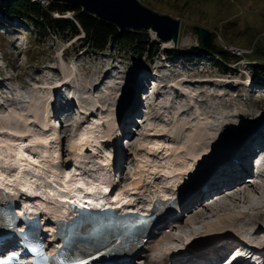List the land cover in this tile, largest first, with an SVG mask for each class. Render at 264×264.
<instances>
[{
  "label": "rangeland",
  "instance_id": "374dc122",
  "mask_svg": "<svg viewBox=\"0 0 264 264\" xmlns=\"http://www.w3.org/2000/svg\"><path fill=\"white\" fill-rule=\"evenodd\" d=\"M39 1L37 0L38 3ZM41 1L43 3L46 0ZM138 1L143 3L142 0ZM169 1L145 0V5L144 3L142 5L161 16L181 22L177 46L164 44L152 31H133L141 33L145 39H148L146 46L152 41L160 45L159 52L152 61L146 56L137 55L134 52L135 46L120 52L118 48L111 45H107L106 51L98 52L89 47V50L84 52L85 49L82 48L84 44L80 40L83 39V33L79 37L69 38L67 33L54 35L50 31L44 37L45 34L41 31L40 37L39 28L37 29L33 24L21 21L8 22L0 18V35H2L0 36V57L3 58V60L0 59V153L9 150L8 153H4L6 161L16 163L18 154L23 156L25 153L26 156L24 154L23 158L41 169L48 165L47 161L55 158L53 161L55 164L50 163L49 166L53 167L49 171L53 172L51 169L59 166L58 175L63 170L65 175L63 172L61 176H66L72 172V162L75 161L72 157L75 155L82 156L76 160L83 162L86 159V161L94 160L92 152L94 153L93 149L97 147L105 152L106 149L115 147L116 149H110L113 152L109 154L112 156L117 153L120 149L119 144H115L112 139L114 135L116 137L118 133L126 129L130 135L134 132L135 139L131 141L129 151L120 150L125 151L126 157L123 155L121 157L127 164L126 167L124 164L123 169L125 182L120 188L127 189L133 184L132 182L135 183V180L140 178L143 184L135 187L134 191L130 187L127 190L144 198L147 194H143L141 187L155 169L143 167L141 169L148 175L143 172L144 174L139 177L137 169L140 165H138L137 155L150 154L151 157L154 155L152 159L155 162L152 164L157 166L158 163L157 171L160 170L164 174L171 172L172 177H175L177 173L183 176L188 174L189 170H186L183 164L192 165L189 168L191 169L201 164L210 165L222 156L227 157L224 162L226 165L235 158H239L240 164L248 165L251 154H248V148L245 147L249 140L238 153H232V150L241 147L247 136L249 137L257 128L264 127V81L257 79L254 70L264 67V0H200L194 4L199 13L193 15H188L179 8L166 6L170 3ZM173 2L177 3L171 0V3ZM0 3L5 6L4 2L0 1ZM45 5H43L44 8L49 7V4ZM53 15L54 18H59L57 13ZM72 16V13H67L65 17L72 18ZM207 23L211 26L208 27ZM213 26H217V30L212 28ZM196 28L206 30L211 35V45L205 48L199 46ZM238 31H240L239 36ZM224 33H228L229 36ZM167 51L176 52L170 58L166 54ZM218 51L229 54V59L231 57L235 63L230 64L218 58ZM235 52L240 56L235 55ZM143 75L147 76V90H150L151 84L152 89L155 85H158V88L156 92L150 93L149 97L152 119L145 125L138 121V126H135L137 117L126 118V116L130 114L133 117L137 109L136 99L140 100L139 104L141 102L137 92L145 88L141 89L138 84V80L145 79ZM152 79L157 81L150 83ZM64 90L69 93L63 94ZM77 91L84 95L78 94ZM60 94L64 98L59 97ZM59 99L67 101L69 118L72 117V107L77 110L74 112L73 118H76L74 122L65 123L66 128L63 126L60 128L64 130L62 136L60 131L57 132L53 128L51 121ZM128 108L131 110L127 111ZM144 108L145 106L142 107ZM128 120L130 121L125 126ZM54 133L58 139L53 136ZM261 137L264 139V132H261ZM85 140L92 141V144L89 143L81 149ZM194 142L196 147L193 152H190ZM14 145L17 146L14 147ZM221 146H223L222 149H220ZM43 148L49 149V152ZM87 148L89 151H86ZM13 150L18 154L13 153ZM198 150H202V153ZM22 151L24 153H21ZM40 152L44 153L40 154ZM10 157L11 160H9ZM183 157L186 159L182 160ZM12 158H15L14 162ZM3 160L1 159V162L4 163ZM82 162H78L80 165L77 164V168L85 166ZM181 169L183 171H180ZM213 172L217 174L222 170L214 168ZM235 172L238 171L224 175L230 179ZM182 177L178 178L179 182ZM93 178L90 176L91 180ZM104 181L107 183L108 177ZM249 181H247L248 186L253 180L248 183ZM258 182L261 183L260 180ZM137 189L143 193H140V190L138 192ZM231 199L228 201L225 198L221 202L226 201L227 206L231 205V209L225 208V211H231L232 214L221 212L214 216L210 210L212 206L220 210L217 201L209 203L212 205L203 203L207 206L206 208H203L200 203L199 208L194 206L184 209L180 219L184 223L188 221L193 227L186 230L176 229L175 233L157 239L158 251L155 255L160 258L157 260H163L166 254L165 251L160 252V247L168 245L175 236L179 237L184 233V237L190 235L191 230L204 229L199 235L190 238H194L191 240L192 248L190 249H207L192 262L202 261L209 256V249L214 252V241L225 243L220 251L214 253L215 261H206L212 264L219 261L220 258L217 256L224 254L223 249H227L233 243L245 246L246 243L242 240L244 234L241 235L239 231L241 228H244L245 232L248 231L246 228H250L253 231L252 237L259 235L254 233L264 234V208L260 211V216L251 218L253 222L257 220L254 223L259 224V227L253 222L240 223L238 214L240 211H248V206L242 203L235 204ZM35 203H38L37 200ZM194 209L196 210L193 211ZM191 211L193 212L189 216ZM195 214L199 216L205 214V218L193 222ZM236 216H238L237 222L232 219ZM205 219L206 221L202 222ZM221 231L229 232L228 239L218 237L217 234ZM225 240L228 242L226 243ZM202 242L207 244V248L196 247Z\"/></svg>",
  "mask_w": 264,
  "mask_h": 264
},
{
  "label": "bare ground",
  "instance_id": "6f19581e",
  "mask_svg": "<svg viewBox=\"0 0 264 264\" xmlns=\"http://www.w3.org/2000/svg\"><path fill=\"white\" fill-rule=\"evenodd\" d=\"M43 3L45 4V1H43ZM48 4H49V2H48ZM46 6V5H45ZM164 44H174L173 42H169V43H164ZM106 77V76H105ZM146 80V78L145 79H140V80H138V84H139V87L141 88V89H143L145 86H146V84H145V81ZM151 83V82H150ZM152 87H153V85H152ZM157 88H158V85H155L154 86V88L153 89H151L152 90V92H156V90H157ZM148 89V88H147ZM77 93L78 94H80V95H84V94H81L79 91H77ZM131 109L130 108H128V110L127 111H130ZM126 111V112H127ZM68 110L67 111H65V114L64 115H68ZM145 115H147V116H149V119H147L145 122H144V119H143V121H140L141 122V124H143V125H145V123H147V121L148 120H150V119H152L151 117H152V111L151 110H149L148 111V113L147 114H145ZM154 116V115H153ZM208 116V115H207ZM129 118H132L130 115H129ZM145 118V117H144ZM73 119H76V118H73ZM17 122V121H16ZM70 122V121H69ZM73 122H74V120H73ZM75 122H76V120H75ZM144 122V123H143ZM14 123V122H13ZM159 123V122H158ZM157 123V124H158ZM18 124V123H17ZM24 124V123H23ZM84 124V123H83ZM126 125H128V122L126 123L125 122V126ZM14 126V125H13ZM84 126V125H83ZM86 126V125H85ZM62 127V126H61ZM63 127L64 128H66V126L65 125H63ZM88 127V126H87ZM86 127V128H87ZM157 127V126H156ZM156 127H154V128H156ZM157 128H159V127H157ZM87 130H88V128H87ZM129 130V129H128ZM156 130V129H155ZM202 130H203V128H202ZM154 131V130H153ZM48 132V131H47ZM27 133H29V132H27ZM122 133H128V134H130L126 129H124L123 131H122ZM213 133H216V132H213ZM23 134V133H22ZM158 134H159V132H158ZM23 135H25V134H23ZM155 135V134H154ZM53 136H56L55 138H57V135L54 133V135ZM21 137V136H20ZM23 137V136H22ZM114 137H115V135H114ZM113 137V139H112V141L113 142H115V144L116 143H118V141H119V137L118 136H116L115 138ZM58 139V138H57ZM56 139V140H57ZM107 139V138H106ZM134 139H132V141H133ZM248 140H249V137L247 136V138H246V141L241 145V147H239V148H234L233 150H232V153H238L239 152V150L241 149V148H243V145H245L247 142H248ZM42 141V140H41ZM44 141V140H43ZM48 141V140H47ZM50 141V140H49ZM12 142V141H11ZM14 143H16L15 141H13ZM51 142V141H50ZM104 142H105V140H104ZM20 143V142H19ZM43 143H46V142H43ZM42 143V144H43ZM48 143V142H47ZM53 143V142H52ZM84 144H82L81 146L83 147H81V149H84L85 148V146L86 145H88L89 143L90 144H92V141H87V140H85L84 142H83ZM18 144V143H17ZM21 144V143H20ZM22 145V144H21ZM20 145V146H21ZM25 145V144H24ZM49 145V144H48ZM50 145H52V144H50ZM127 145V143H125V145H123V150H125L126 149V146ZM130 145H131V142L129 143V146H128V150H130ZM11 146H13V145H11ZM15 146H17V145H14V147ZM90 146V145H89ZM22 147V146H21ZM49 147V146H48ZM120 147V146H119ZM196 147V143L194 142L193 144H192V146H191V151L190 152H193V150H194V148ZM19 149H20V147H18ZM109 148V147H108ZM111 148H115V147H110V149ZM223 148V146H221L220 147V149H222ZM8 149V148H7ZM10 149V148H9ZM43 149H46V148H43ZM80 149V150H81ZM91 149V148H90ZM99 149H101L100 147H97V149H93L94 150V153H95V155H97L98 156V154L99 155H102V154H105V155H103V159L102 160H104V158L106 159V157L105 156H111V154H109V153H112L113 151L111 150L110 151V149L108 150V149H106V152H105V150L104 151H102V150H99ZM103 149V148H102ZM116 149V148H115ZM2 150V149H1ZM24 150V149H23ZM26 150V149H25ZM49 150V149H48ZM47 149H46V151H48ZM52 150V149H51ZM92 150V151H93ZM4 151V150H3ZM16 151H20V150H16ZM30 151V150H29ZM44 151V150H43ZM54 152H56V150H53ZM77 151V150H76ZM146 151V150H145ZM2 152V151H1ZM9 152V150L8 151H6L5 150V152H3V153H0V162H1V159L3 160V158L5 159L6 157H5V155H4V153H8ZM12 152V151H11ZM15 152V150H13V153ZM26 153H27V151H25ZM49 152V151H48ZM52 151H50V153H51ZM149 152H152V151H149ZM198 152L199 153H202V150H198ZM15 153H17V152H15ZM21 153H24V151H22ZM44 153V152H43ZM43 153H41L40 152V154H43ZM80 153V152H79ZM145 153V152H144ZM166 153V152H165ZM18 154V153H17ZM25 154V153H24ZM24 154H23V156H24ZM83 154V153H82ZM49 155V154H48ZM75 155V154H74ZM164 155V154H163ZM3 156V157H2ZM13 156H15V155H13ZM23 156H20L19 154H18V160L17 159H15V158H12V160L13 159H15V161H17L16 163H11V161H6V159L5 160H3L4 161V163L3 162H1L2 164H0V185H4L5 183L7 184L8 183V181L10 180V179H12V178H14V179H12L13 180V183H12V191H13V193H16V194H19L18 192H22V196H19L18 197V202L19 203H23V205L25 206V207H27V206H29L32 210H36V209H44L45 210V212H47V213H49V212H53V213H57V211L59 212V213H61V212H64L65 210H64V208L62 207V208H60V209H57L56 207H55V203H53V202H55V199H59V198H62V194H63V192L66 190V189H68L70 192H73L74 190H76V187H78V186H84V188H85V190H87V189H89V187H90V189H93L92 188V186H93V183H91L90 185H86V182H80V181H78V177H79V175H74L73 174V172H71L70 174H66V177H64V176H61V174L64 172L63 170H62V173L60 174V175H58V173L57 172H59V166H54V168L53 169H51V171H53V172H50L49 171V169L51 168V167H53V166H49V165H51V164H55V162H53V161H55L54 159L53 160H50V161H47L48 162V165L45 167V168H41V169H39L38 167H35L34 165H32L33 163H31V162H29V161H27V160H25L24 158H23ZM25 156H26V154H25ZM24 156V157H25ZM52 156V155H51ZM50 156V157H51ZM89 156H91V155H89ZM154 156V155H153ZM152 156V157H153ZM162 156V155H161ZM165 156V155H164ZM30 157V156H29ZM28 157V158H29ZM53 157V156H52ZM87 157H88V155H87ZM92 157V156H91ZM152 157L150 156V154H142L141 156H139V155H137V160H138V162H139V164L138 165H140V167L137 169V170H139V173H138V176L140 177L142 174H144L145 172L141 169V168H143V167H153V169H155V171L157 170V168H158V163H157V166L155 165V164H152V163H154L155 161H153V159H152ZM159 157V156H158ZM17 158V157H16ZM28 158H26V159H28ZM31 158H33V157H31ZM77 158H82V156L80 157V155L79 156H73L72 157V159L73 160H76ZM84 158H86V156L84 157ZM160 158H162V157H160ZM225 158H227V157H224V156H222L220 159H218L217 161H215L214 163H212V164H210V165H205V164H201L200 166H198V167H193V168H191V169H189L191 166H188V164H183V167L187 170H189L187 173V175H185V176H183V175H179L178 173L176 174V176H175V178L174 177H172L171 176V172L170 173H168L167 172V174H166V178L165 179H170V178H172V180H169V182H170V184H171V186H170V189H171V187H172V192H174V193H176L175 192V190H176V185H174L173 183H174V180L175 179H178V178H180V177H182L181 178V180H180V183H182V184H184V185H186L185 186V189L181 192V196H182V193H185V191H186V189H187V187L189 188V187H193V189L195 190V189H197V187L198 186H201V185H204L205 187L207 186V183L205 182V180L208 178V177H211L212 175H214L215 173L213 172V169L215 168L216 169V166L217 165H221V164H223V165H225ZM30 159V158H29ZM28 159V160H29ZM48 159V158H47ZM78 159V160H79ZM89 159V158H88ZM165 159H167V158H165ZM186 159V157H183V159L182 160H185ZM229 159V158H228ZM239 159V158H238ZM237 159V160H238ZM7 160H8V158H7ZM9 160H11V157L9 158ZM31 160V159H30ZM84 160V159H83ZM87 160V159H86ZM85 160V161H86ZM91 160V159H90ZM94 160H97L98 162L99 161H101V158H99V157H96V158H94ZM230 160V159H229ZM248 160H250V163L251 162H253L252 161V158L251 159H248ZM32 161H34V160H32ZM157 161H159V160H157ZM162 161V160H161ZM168 161V160H167ZM5 162H7V163H5ZM13 162H14V160H13ZM121 164H120V166L118 167L119 168V171L118 172H120L122 169H124V164H125V167H126V162L124 163V159H122L121 158ZM163 162V161H162ZM261 162H262V164L264 165V158L261 160ZM8 163H10V164H8ZM51 163V164H50ZM76 164H77V162H76ZM152 164V165H151ZM4 165L7 167V170L5 169V167H4ZM78 165H80V164H78ZM142 165V166H141ZM151 165V166H150ZM84 166V165H83ZM82 166V168H80V170H78L79 171V173L81 172V169H84V170H88V171H90V165H86V166H84L83 167ZM108 166H111L110 165V161H109V165ZM80 167V166H79ZM238 167L240 168L239 170H238V172H235L234 174H233V176L230 178V179H227V180H225V181H223L222 183H218V182H213L211 185H210V190L207 192V193H201V192H199L198 190H197V192H195V194L197 195V197L195 198V200H194V202L193 203H200L201 202V199L203 198V197H205L206 195H210L211 193H213V191H220L221 189H222V187H224V186H228V188L227 189H225V191H222V192H220V194L221 195H223V198H226V199H231V198H233V199H231L232 201H234L235 202V204H240V203H242L243 205H245V206H248V211H240L239 212V216L241 217H239V219H238V221H240V223H244L245 222V224H247V223H251V222H253V219H251V218H256V217H258V216H260L261 215V213H260V211L261 210H263V208H264V174H263V171L261 170L260 172H261V174L259 175V177H257L256 179H253V181H252V184L250 185V186H248V184H247V181L248 180H250V179H246V177H248V176H250V173H249V165H246V164H240L239 162H238ZM77 168V167H76ZM263 169H264V166L262 167ZM261 168V169H262ZM4 169V170H3ZM63 169V168H62ZM79 169V168H78ZM217 169H219V168H217ZM7 171L9 172V173H7ZM55 171V172H54ZM158 171H160V170H158ZM174 171H175V169H174ZM174 171H172V172H174ZM178 171V170H177ZM180 171H183V169H181ZM61 172V171H60ZM104 169H101V171H100V174H101V176L103 175V176H105L106 174H104ZM126 172V171H125ZM144 172V173H143ZM185 172V171H184ZM67 173V172H66ZM152 173V172H151ZM181 173V172H180ZM132 174V173H131ZM134 174V173H133ZM168 174H170L169 176H171L170 178L168 177ZM172 174H174V173H172ZM244 174V177L242 178V175ZM63 175H65V172H64V174ZM125 175V174H124ZM145 175H148V173L146 174L145 173ZM75 176V177H74ZM137 176V175H136ZM76 178V181H74L73 182V179L74 178ZM94 177V176H93ZM130 177V176H129ZM134 177V176H133ZM132 177V178H133ZM144 177V176H143ZM73 178V179H72ZM85 178H87L88 180L90 179V177H88V175H87V177H85ZM135 178V177H134ZM106 179V178H105ZM137 179V178H136ZM147 179V178H146ZM91 180V179H90ZM135 180V179H134ZM258 180H260L261 181V183L260 182H258ZM136 182L134 183V182H132L133 184H131V185H129L128 187H130V188H132L131 190H133L134 191V189H135V187H137L138 185H140L142 182L140 181V178H139V180H135ZM251 181V180H250ZM250 181L248 182V183H250ZM105 182V181H104ZM145 182V181H144ZM51 184H55V187H53ZM103 184H105V183H103ZM129 184V183H128ZM143 184V183H142ZM220 184H222V186L220 185ZM8 185V184H7ZM144 185H145V183H144ZM173 185L175 186V188H173ZM15 186V188L13 189V187ZM139 187H141V186H139ZM105 188V187H104ZM120 188V187H119ZM200 188V187H199ZM120 189H122V188H120ZM130 190V189H129ZM136 190V189H135ZM138 190V189H137ZM140 190V189H139ZM139 190H138V192H139ZM63 191V192H62ZM141 191V190H140ZM137 192V191H136ZM39 194L40 196H41V198H39V199H37V202L38 203H29L30 201L31 202H33L32 201V196L34 195V194ZM140 193H143L142 191L140 192ZM33 194V195H32ZM69 194V193H68ZM144 194V193H143ZM219 194V195H220ZM24 195H27L25 198L23 197ZM79 195H81V196H85L84 195V192L83 193H79ZM113 195V194H112ZM139 195V194H138ZM177 195V194H176ZM64 196V195H63ZM147 196V195H146ZM28 197V198H27ZM140 197V196H139ZM144 197V196H143ZM229 197H231V198H229ZM148 198V197H147ZM218 199V197H214V199L213 200H211V202H213V201H217L218 203L220 202V200H217ZM223 200H225V199H223ZM149 201V200H148ZM149 203H153V201H150ZM204 203H207L206 201L204 202ZM210 203V201L206 204V205H208ZM59 204V203H58ZM194 204H192V205H190V206H193ZM206 205H203V203H202V207L203 208H206L207 206ZM218 205V204H217ZM222 205H225V206H218V207H220V210H219V208H213V207H211V209L212 210H210L211 212H213V213H216V215L218 214V213H221V212H224L223 214H232V212L231 211H229V212H226L225 210L227 209V208H229V209H231L230 207H231V205L229 204L228 206H227V203H224V204H222ZM244 206V207H245ZM51 207V208H50ZM226 208V209H225ZM202 209V208H201ZM210 209V208H209ZM226 212V213H225ZM195 213V212H194ZM198 214V213H197ZM197 214H195V216L193 217V222H196V221H198V220H202V218H205L204 217V215H197ZM189 216H191V213L189 214ZM197 217V218H196ZM189 218V217H188ZM195 219H197V220H195ZM207 219V218H206ZM206 219L204 220V221H202V222H205L206 221ZM249 221V222H246V221ZM192 221V220H191ZM190 221V222H191ZM257 220H254V222H256ZM192 222V223H193ZM253 222V224H255ZM194 224V223H193ZM190 223L187 221V223H183V226L181 227V229L182 230H186L187 228H189L190 229ZM255 225H258V226H260L259 224H255ZM201 229V228H200ZM247 229V228H246ZM249 230V229H248ZM178 231V230H177ZM181 231V230H180ZM202 231H204V229L203 230H191L189 233L191 234L190 236H188V237H185V238H191V237H193V236H195V235H199L200 233H202ZM240 232H241V235H243L244 233H245V229L244 228H241L240 230H239ZM182 232V231H181ZM175 233V232H174ZM185 234V233H184ZM183 234V235H184ZM254 234H258V233H254ZM218 235V237L220 238V239H224V238H226V239H228L227 237L229 236V232H223V231H221L220 233H218L217 234ZM204 236H206V235H204ZM167 238H171V237H167ZM185 238H182V236H179V237H173L170 241H169V245H163L162 247H160L161 248V250H160V252H166V254H165V257L166 258H168V257H172V256H175V258H174V260H176V261H185V260H187L186 261V263L187 264H196V262H192V260H194V259H198V256L200 255V253L201 254H203L204 252H201V251H203V250H201V249H196L195 251H192V250H189V246H190V244H186V240H185ZM183 240H185V241H183ZM243 241H245L244 239H242ZM253 240H257V238H253ZM168 241V240H167ZM199 242V241H198ZM225 242L227 243L228 242V240H225ZM168 243V242H167ZM175 243H176V245H175ZM245 246L243 247V246H241L240 244H238V243H233L232 245H230L229 247H227V251H231L232 253L234 252V253H237L238 254V257H239V259H238V262L240 261V259L243 257V254H242V252H244L243 250H241V249H238V248H244L245 250H246V252H247V249L248 250H251V249H255L256 251H258L259 253H261V254H264V247L263 248H259V247H253V245L252 246H249L248 248H247V241H245ZM171 244H173V245H171ZM225 243H223V242H221V241H214V247H213V250H214V252L212 251V249H209L210 250V254H209V256H207V257H205V258H203V260L202 261H204V262H206V261H212V260H214V258L213 257H215V255H214V253L215 252H218V251H220V248H222V245H224ZM171 245V246H170ZM226 246H227V244H226ZM197 248H207V244L205 243V242H202V243H198L197 244V246H196ZM234 250V251H233ZM236 250H239L238 252L236 251ZM182 251H186V253H182ZM214 255L212 258H211V255ZM227 256V254H225V256L224 257H226ZM215 261V260H214ZM240 262H242V260L240 261ZM260 264V263H259Z\"/></svg>",
  "mask_w": 264,
  "mask_h": 264
},
{
  "label": "trees",
  "instance_id": "16d2710c",
  "mask_svg": "<svg viewBox=\"0 0 264 264\" xmlns=\"http://www.w3.org/2000/svg\"><path fill=\"white\" fill-rule=\"evenodd\" d=\"M4 2L5 6L0 3V14L10 20L20 19L25 23L33 24L38 30V34L41 37V31L46 36L47 32H53L54 35H61L67 33L69 38L77 37L80 35V31L84 32V39L82 40L83 46L91 48L93 51H101L106 49L107 45L119 49V51L128 50L136 47L134 51L139 56H145L151 59L156 57L159 52L160 45L158 42L152 41L146 46L148 39H145L141 33L133 32L130 30H119L112 24L100 21L92 15H89L82 11L80 7L71 6L68 4L50 2L48 8H44L37 0H0ZM145 0L142 2L145 5ZM177 3H167L166 6L179 8L188 15L199 13L196 9L195 2L200 0H174ZM142 3V4H143ZM54 14H58L59 18H54ZM67 13H72V18H66ZM230 24V22H228ZM208 27L211 25L207 23ZM217 30V26H213ZM229 36L228 33H224ZM240 35V31L237 32ZM232 37V35L230 36ZM214 48L212 49V51ZM176 52V51H175ZM175 52H167V55H175ZM218 56L226 62L233 64L235 61L229 59L227 53L219 52ZM264 63V61H263ZM264 66V65H263ZM255 74L258 78L264 81V67L255 68Z\"/></svg>",
  "mask_w": 264,
  "mask_h": 264
},
{
  "label": "water",
  "instance_id": "95a60500",
  "mask_svg": "<svg viewBox=\"0 0 264 264\" xmlns=\"http://www.w3.org/2000/svg\"><path fill=\"white\" fill-rule=\"evenodd\" d=\"M55 3L80 7L83 12L119 30L152 31L163 43L178 44L181 22L161 16L138 0H52ZM201 48L212 44L211 35L201 28L195 29Z\"/></svg>",
  "mask_w": 264,
  "mask_h": 264
},
{
  "label": "built area",
  "instance_id": "2783aa9c",
  "mask_svg": "<svg viewBox=\"0 0 264 264\" xmlns=\"http://www.w3.org/2000/svg\"><path fill=\"white\" fill-rule=\"evenodd\" d=\"M48 2H50V0H46V1H45V4L48 5Z\"/></svg>",
  "mask_w": 264,
  "mask_h": 264
},
{
  "label": "snow or ice",
  "instance_id": "6c2138e0",
  "mask_svg": "<svg viewBox=\"0 0 264 264\" xmlns=\"http://www.w3.org/2000/svg\"><path fill=\"white\" fill-rule=\"evenodd\" d=\"M33 251H36V249H33ZM45 259H46V257H45Z\"/></svg>",
  "mask_w": 264,
  "mask_h": 264
}]
</instances>
